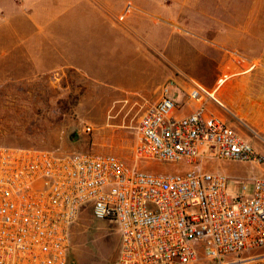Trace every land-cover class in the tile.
<instances>
[{
  "label": "built area",
  "instance_id": "obj_1",
  "mask_svg": "<svg viewBox=\"0 0 264 264\" xmlns=\"http://www.w3.org/2000/svg\"><path fill=\"white\" fill-rule=\"evenodd\" d=\"M169 91L140 119L134 166L115 154L0 145V264H69L88 205L120 236L117 264H264V177L234 194L228 175L204 167L208 158L262 165L264 154L208 112L202 89L183 117ZM139 162L182 166L166 174Z\"/></svg>",
  "mask_w": 264,
  "mask_h": 264
},
{
  "label": "rangeland",
  "instance_id": "obj_2",
  "mask_svg": "<svg viewBox=\"0 0 264 264\" xmlns=\"http://www.w3.org/2000/svg\"><path fill=\"white\" fill-rule=\"evenodd\" d=\"M204 3L208 5V0ZM234 3L237 19H247V0ZM18 8L11 9L7 1L0 0V35L12 23L14 12H23ZM144 24L149 31L164 27L155 39L159 50H153L158 68L145 70L147 78L136 69L119 73V79L89 80L72 69L11 78L3 76L0 58V145L115 154L134 166L140 119L169 87L171 98L179 103L176 117L196 109L199 103L192 101L190 93L202 89L208 112L223 118L264 154V54L247 55L246 23H236L231 36L218 37L217 31H209V36L203 38L182 37L179 21L163 24L159 19L156 23L146 19ZM202 24L208 29L223 27L212 21ZM118 26L126 33L129 30L120 23ZM128 34L135 38L132 31ZM145 80L152 92L138 89ZM87 127L92 132H86ZM180 166L148 162L137 165L166 174L176 173ZM204 167L228 175L229 191L234 194L242 193L243 179L264 177V164L208 158ZM187 171L185 168L180 172ZM247 186L249 196L253 183L247 181ZM90 209V205L85 207L73 228L69 264H117L120 236L114 225L96 220Z\"/></svg>",
  "mask_w": 264,
  "mask_h": 264
},
{
  "label": "crops",
  "instance_id": "obj_3",
  "mask_svg": "<svg viewBox=\"0 0 264 264\" xmlns=\"http://www.w3.org/2000/svg\"><path fill=\"white\" fill-rule=\"evenodd\" d=\"M6 1L11 9H24L14 12L12 23L0 35L2 45L6 43L3 49L0 46L6 77L72 69L88 79H119V73L136 69L147 78L145 70L158 68L153 50H159L155 39L164 27L149 31L144 24L146 19L155 23L159 19L163 24L179 21L180 35L187 38H203L209 36V31L228 37L236 30V23L244 22L247 55L264 54V0H247V19H237L235 0H208V5L204 0ZM204 21L222 23L223 27L208 29L202 24ZM119 23L129 29L127 33ZM15 38L21 41H14ZM138 89L152 92L148 80Z\"/></svg>",
  "mask_w": 264,
  "mask_h": 264
}]
</instances>
